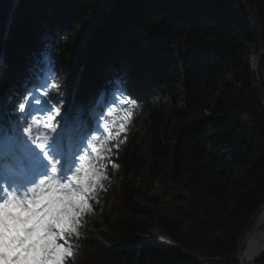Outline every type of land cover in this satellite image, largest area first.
I'll return each mask as SVG.
<instances>
[{
	"label": "trees",
	"instance_id": "trees-1",
	"mask_svg": "<svg viewBox=\"0 0 264 264\" xmlns=\"http://www.w3.org/2000/svg\"><path fill=\"white\" fill-rule=\"evenodd\" d=\"M108 1L23 0L8 51L21 63L20 80H12L16 92L47 50L58 73L53 81L59 87L52 90L63 104L64 87L76 72L77 28L89 8ZM245 1L264 47V0ZM8 6L9 0H0V29ZM100 19L106 23L94 32L90 67L113 49L117 68L104 74L102 88L109 93L121 86L131 94L149 86L157 98L151 108L134 112L131 129L147 112L140 133L121 136L123 143L108 154L120 166L113 187L110 191L107 177L89 201L93 212L104 211L106 230L97 233L85 217L80 220L69 238L79 249L78 264H240L238 241L264 203V109L253 88L248 64L253 39L240 2L118 0ZM178 44L184 54H177ZM130 72L132 84L123 81ZM259 74L264 87V55ZM2 86L11 90L7 80ZM162 233L177 249L143 238ZM254 264H264V258Z\"/></svg>",
	"mask_w": 264,
	"mask_h": 264
},
{
	"label": "snow or ice",
	"instance_id": "snow-or-ice-1",
	"mask_svg": "<svg viewBox=\"0 0 264 264\" xmlns=\"http://www.w3.org/2000/svg\"><path fill=\"white\" fill-rule=\"evenodd\" d=\"M51 64L45 50L32 66L31 87L0 100V264H66L69 238L107 178L102 162L123 143L132 115L121 108L125 115L119 119L108 122L102 116L106 137L99 125L90 136L81 135L79 115L61 112L62 101L52 90L59 85L38 82L45 71L58 77ZM3 68L0 59V77ZM134 103L120 92L107 115L118 104Z\"/></svg>",
	"mask_w": 264,
	"mask_h": 264
},
{
	"label": "rangeland",
	"instance_id": "rangeland-1",
	"mask_svg": "<svg viewBox=\"0 0 264 264\" xmlns=\"http://www.w3.org/2000/svg\"><path fill=\"white\" fill-rule=\"evenodd\" d=\"M101 1H103V0H101ZM115 3H116V0H109L107 5H103V3H101V4L97 5L96 8H89L87 16L85 17V19L83 21V24L79 25L77 28V32L75 34V39L73 42V51H72L73 61L75 62L74 69H75L76 73L71 79L72 83L70 84V86L64 87L63 98L65 99V102L62 104V107H61L62 114L68 115V108H66V107L67 106L69 107L70 100H71V93L73 90V84H74V81L76 79V75L78 73L79 65L81 64V59L77 58V56L81 55L82 53L84 54V44H85L86 37L97 26H101L103 20L100 19V16L104 14V11L106 9L109 11H113ZM104 23H106V22H104ZM1 30L2 29H0V36H1ZM112 52H113V50L109 51L110 54ZM176 52H177V54H184L185 53V47L182 44H178L176 46ZM106 58L109 62H111V57H106ZM91 78L92 79L89 80V82H88L89 87H92L93 84L95 83V79L93 78V75H91ZM127 80L133 82L132 72H130V76L128 77ZM223 84L224 85L229 84L227 76L224 78ZM120 92H122V90L115 89L114 95L119 96ZM134 94H136V98L133 99V101H135V103L134 104H127V106H126L127 111H132L133 109H137V107H140V106H146L147 108H151L154 105L156 98H157V93L154 90H151L149 88H146L144 90L142 88H140V89L136 90L134 92ZM90 96L91 95L87 93L86 97L89 99V101L87 100V103L90 102V98H91ZM125 97L127 99L132 100L130 98V96H128V95H126ZM6 100H7V98H6ZM110 105H111V103H110ZM103 106H105V104H103ZM140 117H141L140 118L141 121L134 127V129L131 132L132 133L131 136L140 133L141 125H142L143 121L147 118V112L142 111V114ZM57 119L59 120V117ZM150 193L152 194V191ZM103 212H104L103 210L102 211L100 210L98 213L89 211V212H86L82 217H80V219L85 217L86 221L91 224L90 227L95 229V231L97 233H100V232L106 230V227H105L104 222H103L102 217H101V215L104 214ZM94 222H96L97 227L93 226ZM254 228H256V227H254ZM78 230L79 229H77V231ZM153 231H162V230L160 228H158L157 226H154ZM85 235L88 236L87 231H85ZM162 236L164 238H166V240H167V241L164 240V242H162V241L160 242V244L162 246H166L165 241H166V243L174 244V242H172L166 234L162 233ZM69 244L71 245V255L69 257H67L66 260L70 261L72 264H78L79 263V255H80L79 249L77 248L76 244H74L70 240H69ZM22 264H23V262H22ZM28 264H31V262L29 261Z\"/></svg>",
	"mask_w": 264,
	"mask_h": 264
},
{
	"label": "water",
	"instance_id": "water-1",
	"mask_svg": "<svg viewBox=\"0 0 264 264\" xmlns=\"http://www.w3.org/2000/svg\"><path fill=\"white\" fill-rule=\"evenodd\" d=\"M248 18L250 28H251V33H252V39H253V48L251 50V54L249 56V66L251 69V78H252V83H253V88L255 91V94L261 104V106L264 109V87L262 85L261 77L259 74V63L261 57L264 55V47L261 44L260 41V35H259V30H258V25L257 21L255 18L254 13L252 12L251 8L247 4L245 0H238ZM118 0H116L115 5L117 4ZM264 210V203L253 213L249 221L247 222L240 239L238 241V248H237V256L240 260V264H251L255 263L257 260L264 258V245L263 247L254 255L252 256L249 260H247L244 256V251H243V241L244 238L248 232V230L251 228L252 224L254 221L257 219L259 214ZM262 229L264 230V221L262 223Z\"/></svg>",
	"mask_w": 264,
	"mask_h": 264
},
{
	"label": "bare ground",
	"instance_id": "bare-ground-1",
	"mask_svg": "<svg viewBox=\"0 0 264 264\" xmlns=\"http://www.w3.org/2000/svg\"><path fill=\"white\" fill-rule=\"evenodd\" d=\"M116 6L117 4L114 6L113 11L116 8ZM263 221H264V210L259 214V216L254 221V223L252 224L251 228L248 230L244 238L242 247L244 251V256L247 260H249L252 256H254L264 245V230L262 229Z\"/></svg>",
	"mask_w": 264,
	"mask_h": 264
}]
</instances>
